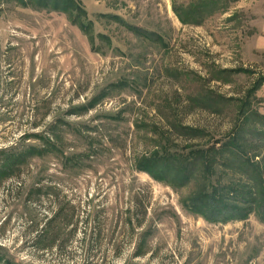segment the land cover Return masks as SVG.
<instances>
[{
	"label": "rangeland",
	"instance_id": "1",
	"mask_svg": "<svg viewBox=\"0 0 264 264\" xmlns=\"http://www.w3.org/2000/svg\"><path fill=\"white\" fill-rule=\"evenodd\" d=\"M72 2L0 0V264H264L256 212L190 210L198 163L138 168L233 132L264 170V0ZM239 165L208 183L256 175Z\"/></svg>",
	"mask_w": 264,
	"mask_h": 264
},
{
	"label": "trees",
	"instance_id": "2",
	"mask_svg": "<svg viewBox=\"0 0 264 264\" xmlns=\"http://www.w3.org/2000/svg\"><path fill=\"white\" fill-rule=\"evenodd\" d=\"M18 1L20 3L27 2V0ZM66 1L67 3H70L69 7H73L71 8L72 14L75 12V15H78L81 12V10L73 2L71 3L72 0ZM57 3L58 2H55L54 4ZM54 7L58 9V6ZM80 26L82 29H87L85 25ZM238 124L242 125L241 123ZM253 129L255 132L258 131L255 128ZM260 135H264L262 130H260ZM242 137L243 134H234L232 132V134L226 137L225 140H223L222 142L220 141V147L216 143L212 146H207L206 149L200 147L191 148L187 153L179 151L172 153L161 152V154L155 153L151 155V157L146 158L145 161H141L138 164V168H140V170L142 171L150 173L151 175L161 180L162 177H167V173L166 171H162L163 169L172 170L175 167L180 170V177L185 175V177L189 178L192 176L193 172L191 169H193V167L198 163L199 166H201L202 171L204 172L206 185H204V187H202L201 189L202 191L196 194L191 202L188 203L191 211L195 210V212L199 213L205 220L212 222H223L229 219L238 220V218L245 219L250 215L252 211H254L264 222V170L260 167L261 164L255 161V158L260 157L262 153H260V147H255L254 143L256 141L252 139L253 137H246V140H244ZM46 140L48 141L49 139ZM242 143L244 144L245 148H243ZM261 143L264 146V142ZM227 148L232 152V154L226 152ZM31 149L32 148H30L29 150L26 149L19 151L14 161H16L17 163H25L27 155L31 152L33 153L34 151H31ZM223 150L225 151V153L221 152ZM236 150H238L243 155H236ZM222 155L227 160H223ZM229 159H232L234 163L235 160L238 159V161L240 162L239 167H246L248 168L249 172L253 170L256 175L250 174L249 172L245 171L251 175L247 176L250 178V180L247 177H242L241 179H237L235 181H229L227 185L221 186L219 182L216 183L217 185L214 182H210L209 184L207 177L214 174L215 172H218L216 170V167L230 161ZM176 161H178V163H176L177 165H173L172 163H175ZM194 161L197 162L194 163ZM11 162L12 158L10 156H7L3 160L4 165L8 163L10 164ZM157 167H159V169H157ZM187 169L190 170V172L188 174H184V172H188ZM224 172L228 173L227 171ZM248 182H250L251 184ZM196 200H200V204L196 202L193 205V202H195ZM246 200L247 202H245ZM198 205L199 207L201 205L202 208L196 209ZM223 208L226 210V214L223 215L224 217L222 219H219L218 217H222L221 214L219 215V212Z\"/></svg>",
	"mask_w": 264,
	"mask_h": 264
}]
</instances>
